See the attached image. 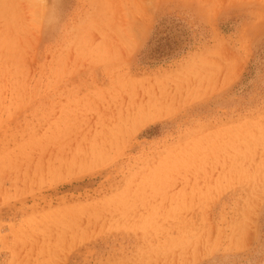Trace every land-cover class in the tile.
<instances>
[{
	"label": "rangeland",
	"instance_id": "rangeland-1",
	"mask_svg": "<svg viewBox=\"0 0 264 264\" xmlns=\"http://www.w3.org/2000/svg\"><path fill=\"white\" fill-rule=\"evenodd\" d=\"M0 264H264V0H0Z\"/></svg>",
	"mask_w": 264,
	"mask_h": 264
},
{
	"label": "clouds",
	"instance_id": "clouds-1",
	"mask_svg": "<svg viewBox=\"0 0 264 264\" xmlns=\"http://www.w3.org/2000/svg\"><path fill=\"white\" fill-rule=\"evenodd\" d=\"M56 21H55V18L54 17H50L49 18V23L50 24H54Z\"/></svg>",
	"mask_w": 264,
	"mask_h": 264
},
{
	"label": "bare ground",
	"instance_id": "bare-ground-1",
	"mask_svg": "<svg viewBox=\"0 0 264 264\" xmlns=\"http://www.w3.org/2000/svg\"><path fill=\"white\" fill-rule=\"evenodd\" d=\"M139 110V109H138Z\"/></svg>",
	"mask_w": 264,
	"mask_h": 264
}]
</instances>
